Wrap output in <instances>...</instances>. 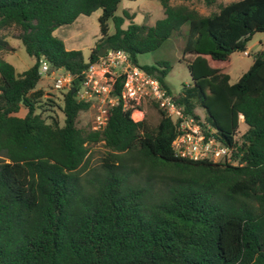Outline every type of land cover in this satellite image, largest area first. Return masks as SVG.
<instances>
[{"label": "trees", "instance_id": "trees-1", "mask_svg": "<svg viewBox=\"0 0 264 264\" xmlns=\"http://www.w3.org/2000/svg\"><path fill=\"white\" fill-rule=\"evenodd\" d=\"M157 1L164 16L153 25L122 28L120 0H0V30L19 28L16 38L34 59L18 72L0 56V264H264V49L233 83L223 67L264 33V0H234L207 15ZM97 9L100 38L85 60L53 32ZM183 24L189 31L182 59L192 81L175 101L198 120L195 109L204 110L237 164L176 157L177 122L157 106L154 126L133 120L134 109L119 102L102 130H87L76 124L91 102L77 101L70 89L59 105L63 123L43 116L41 60L68 71L77 89L101 48L128 52L171 92V64H141L137 56L158 49ZM9 44L0 36V51ZM120 86L118 78L116 93ZM241 115L246 129L236 139ZM97 142L105 152L92 181L82 166Z\"/></svg>", "mask_w": 264, "mask_h": 264}, {"label": "rangeland", "instance_id": "rangeland-1", "mask_svg": "<svg viewBox=\"0 0 264 264\" xmlns=\"http://www.w3.org/2000/svg\"><path fill=\"white\" fill-rule=\"evenodd\" d=\"M208 1L209 4L206 0H171L170 3L172 5L186 4L190 7H194L199 13L207 15L211 12L217 11L219 5L234 0ZM125 12L127 15L129 14L130 17H128ZM100 13L101 10L97 9L89 15H80L74 20V22L58 27L53 33L63 41L65 47L68 49L80 50L84 59L87 60L91 49L100 38L98 22ZM115 15L123 17L122 28H126L130 22L153 25L157 19L164 16V10L157 0H120ZM108 24L109 33H112L114 31V26L111 19H109ZM188 31V24H183L180 30L163 41L158 49L137 56L138 62L141 64H152L156 60H166L171 64V69L165 77V83L171 93L175 96L178 95L183 85L190 84L192 81L187 62L182 59V49L188 37ZM18 32L19 28L16 26H11L7 30H0V36L7 34V40L10 43L6 50L0 51V56L12 64L18 72H21L30 67L34 63V59L26 53L23 44L16 38ZM259 38L264 39L263 32H256L251 39L246 42L245 45L248 48L247 52H249V55L244 56L246 54L243 53L242 59H246L247 61L254 59L257 50L260 48L258 43ZM239 52L242 53V51H235L232 53L227 69L230 72L232 83L236 81L239 74L238 61L239 55H241ZM51 80V76L41 78L37 83L36 89L42 90L43 95L39 100L43 106L45 105V107L48 108L43 112V116L46 117L56 114L62 124L64 115L59 105L62 104V95L65 90H54L52 88ZM95 104L96 103L91 102L89 109L80 111L76 124L78 127L91 130L96 110V106H93ZM138 108L140 109H135L131 114L133 120L138 121L145 118L152 126L157 123L159 113L155 107L148 103H142ZM195 112L200 120L205 122L204 110L197 107ZM24 113L25 110L21 109L19 115H24ZM244 128L245 124L240 123V127L235 135L236 139L240 137ZM104 152L105 147L102 142L93 143L89 146L88 158L82 166V175L86 179L95 181V177L100 170L99 165Z\"/></svg>", "mask_w": 264, "mask_h": 264}, {"label": "built area", "instance_id": "built-area-1", "mask_svg": "<svg viewBox=\"0 0 264 264\" xmlns=\"http://www.w3.org/2000/svg\"><path fill=\"white\" fill-rule=\"evenodd\" d=\"M243 53L248 55L247 51ZM38 73L42 78L51 76L54 90L66 92L73 87V76L68 71L53 68L45 60H41ZM118 78H121V86L116 93L115 82ZM74 93L77 101L96 103L93 105L96 110L91 130H102L107 122V110L119 102L124 108L134 110L142 103H148L157 106L177 122V135L171 142L176 157L237 164V160L233 159L232 147L219 141L207 123L203 125V121L183 113L174 95L157 77L133 63L129 53L124 50H105L98 60L84 70L83 80L77 89L74 88Z\"/></svg>", "mask_w": 264, "mask_h": 264}, {"label": "crops", "instance_id": "crops-1", "mask_svg": "<svg viewBox=\"0 0 264 264\" xmlns=\"http://www.w3.org/2000/svg\"><path fill=\"white\" fill-rule=\"evenodd\" d=\"M258 43H259V45H260V48H259V50H257V53L258 52H260V51H262L263 49H264V39H262V38H259V40H258ZM66 49H68L67 47H65ZM68 50H70V49H68ZM246 51H248V48L246 47ZM239 53H241V52H239ZM248 55H249V52H248ZM248 55H244V56H248ZM231 56H232V53L228 56V58H227V61L226 62H224L225 63V65H223V67H224V71L225 72H227L228 74H229V76H230V82H231V75H230V72L227 70L228 69V65H229V62H230V58H231ZM242 56H243V52L241 53V55H239V61H238V65H239V69H238V72H239V74H238V77H237V79H236V81L240 78V76L245 72V71H247V69L250 67V65L252 64V62H253V60H251V61H247L246 59H242ZM232 83V82H231ZM133 111H135V110H133ZM132 111V112H133ZM240 123H243V116L241 115L240 116ZM243 128V127H242ZM246 129V126H245V128L243 129V130H245Z\"/></svg>", "mask_w": 264, "mask_h": 264}, {"label": "water", "instance_id": "water-1", "mask_svg": "<svg viewBox=\"0 0 264 264\" xmlns=\"http://www.w3.org/2000/svg\"><path fill=\"white\" fill-rule=\"evenodd\" d=\"M105 50H106V49H104V48L99 49V51L97 52L98 57H101L102 54L105 52ZM71 92H72V93L74 92V88H73V87H72V89H71Z\"/></svg>", "mask_w": 264, "mask_h": 264}]
</instances>
